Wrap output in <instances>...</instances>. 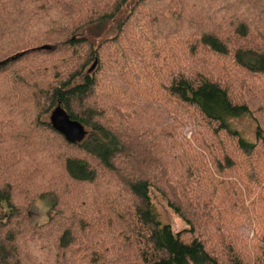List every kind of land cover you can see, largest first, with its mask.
Masks as SVG:
<instances>
[{"label": "trees", "instance_id": "trees-1", "mask_svg": "<svg viewBox=\"0 0 264 264\" xmlns=\"http://www.w3.org/2000/svg\"><path fill=\"white\" fill-rule=\"evenodd\" d=\"M0 264H264V0H0Z\"/></svg>", "mask_w": 264, "mask_h": 264}, {"label": "rangeland", "instance_id": "rangeland-1", "mask_svg": "<svg viewBox=\"0 0 264 264\" xmlns=\"http://www.w3.org/2000/svg\"><path fill=\"white\" fill-rule=\"evenodd\" d=\"M156 107H158L156 110L160 112L162 107L160 105ZM154 112L150 116H152ZM155 122L159 123V116H157ZM147 123L150 124L149 122ZM150 125L158 129V124L153 123ZM234 128L240 131V133H242L243 136H246L247 138H251L253 136L254 124L248 119L239 120L234 124ZM179 131L181 137L189 141L190 144L194 147L193 149L196 152L198 151L201 152L202 150L200 146L197 143H195L193 137H197L198 142L213 141V138L205 131H203L195 123V121L194 122L190 121L189 123H183V126L179 129ZM195 131H197V134H194V136L192 137V134L195 133ZM151 198H152V202L154 203V206L156 207L159 219L162 221V223L168 224L174 232H180L186 228L185 223L167 208L166 204L157 196L156 193H152ZM248 203L251 207V201L246 202L245 206L248 207ZM47 214H48V206L44 201L35 200L31 202L30 210L27 215L29 218L30 226H36L45 223L47 221ZM253 227H254L253 221L251 222V224H249V222H243L238 230L240 237L242 239H251L253 237ZM250 250L252 249L250 248ZM253 252L254 251L252 250V253Z\"/></svg>", "mask_w": 264, "mask_h": 264}, {"label": "water", "instance_id": "water-1", "mask_svg": "<svg viewBox=\"0 0 264 264\" xmlns=\"http://www.w3.org/2000/svg\"><path fill=\"white\" fill-rule=\"evenodd\" d=\"M49 121L53 129L69 143H80L86 136L84 127L72 120L60 106L51 112Z\"/></svg>", "mask_w": 264, "mask_h": 264}]
</instances>
